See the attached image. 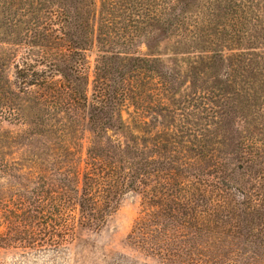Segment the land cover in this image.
I'll list each match as a JSON object with an SVG mask.
<instances>
[{"label":"trees","instance_id":"trees-1","mask_svg":"<svg viewBox=\"0 0 264 264\" xmlns=\"http://www.w3.org/2000/svg\"><path fill=\"white\" fill-rule=\"evenodd\" d=\"M48 148L74 164L12 199L5 246L59 247L137 193L148 253L264 264V0H0V172Z\"/></svg>","mask_w":264,"mask_h":264},{"label":"rangeland","instance_id":"rangeland-1","mask_svg":"<svg viewBox=\"0 0 264 264\" xmlns=\"http://www.w3.org/2000/svg\"><path fill=\"white\" fill-rule=\"evenodd\" d=\"M164 48L171 50L170 45ZM141 50L146 52L145 47H142ZM91 62L93 68V57ZM39 68L45 67L39 66ZM184 71L181 78H178V86H180V89L181 87L184 89L183 94L192 95L194 92L190 86L193 85V76H190L189 66H185ZM220 71L217 72V69L208 70L205 75H201L199 80L202 87L207 84L211 85L215 81V77L221 74ZM9 74L13 75L12 68L9 70ZM91 78L93 79V73H91ZM188 108L190 107L188 106ZM218 110L223 113L224 107H218ZM213 117H210L207 123L211 124ZM147 120L151 122L152 119L149 117ZM195 121L194 118H188L185 122L192 123ZM80 150L85 155L86 143ZM52 151L51 148L45 149V151L41 150L39 152L41 159H38L37 164H28L32 166L30 170L25 168L24 164L27 163L20 161V158L16 155L7 159L10 164L17 161L22 165L14 171V176L0 172V236L7 232L6 210L12 205L13 198H19L18 194L21 193H24V195L25 193L30 194L32 191H27L30 188L47 187L49 184L51 185L53 179H56V185H61L59 180L64 173V168L74 164V160L67 161L64 156H58L60 159L50 158L55 154ZM154 210L155 208L144 203L139 194L129 193L121 200L118 209L108 216L106 224L100 230L78 227L73 239L65 244L60 242L59 247L49 245L40 250L23 248L17 244L10 247L5 246V241L0 239V264H188L185 261L189 259L185 255L182 258L175 259L174 262L167 261V257L164 255L163 259L148 253L143 248V240L130 238L135 223ZM60 236L61 234H58L57 237L56 233L55 239L61 241ZM194 258L192 261L194 264H205L203 259H206V256H203L202 260L199 256Z\"/></svg>","mask_w":264,"mask_h":264}]
</instances>
